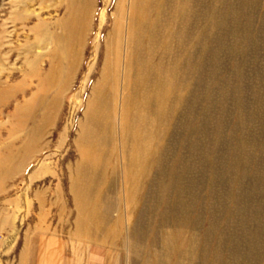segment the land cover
<instances>
[{
  "label": "rangeland",
  "instance_id": "obj_1",
  "mask_svg": "<svg viewBox=\"0 0 264 264\" xmlns=\"http://www.w3.org/2000/svg\"><path fill=\"white\" fill-rule=\"evenodd\" d=\"M91 1L90 24L81 40L77 64L58 96L61 100L55 105L54 91L46 92L42 102L50 109L45 113L42 138L24 161H17L15 168L14 159L23 157L21 141L39 125L42 110L32 111V119L19 124L13 136L2 131L0 150L14 143L10 151L3 150L12 157L0 161V252L5 254L0 253V264L13 261L22 244L33 245L39 239L51 244V238L64 249H78L83 255L81 260L85 261L90 253L96 264L154 263L156 250L149 240L152 235L138 245L132 236V225L139 208L136 204L152 182L155 167L146 169L144 186L137 189L136 196L133 189L126 188L128 196L132 194L125 202L118 144L113 148L102 187L109 189L106 198L113 207L109 212L111 223L102 233H96L90 223L84 222L80 232L76 227L77 211L70 192L72 171L79 161L75 140L101 68L112 14L125 0ZM237 1L227 0V9H223L226 20L217 22L212 32H207L205 18L200 34L208 36L200 43L192 73L174 81L175 99L184 98L186 102L177 107L166 134L163 131L159 149L167 148L169 152L167 183L176 179L171 201L174 203L178 197L175 192L181 188L190 214L185 229L174 225L160 228L159 253L166 233L177 237L165 264H264V0ZM66 7V0H0V88H19L0 108V123L6 129L15 123L12 116L16 107L30 106L34 110L31 104L42 94L40 77H44L53 60L55 45L35 40L30 29L43 24L41 33L57 34V23L65 18ZM219 9L223 11L221 4ZM193 24L196 30V22ZM27 42L34 43L30 51ZM29 60H35L31 69L27 66ZM197 66L201 67L198 78ZM65 67L64 64L63 71ZM29 70L36 73L28 76ZM56 83L54 89L59 86ZM182 156L186 160L183 163L178 161ZM176 171L180 174L174 178Z\"/></svg>",
  "mask_w": 264,
  "mask_h": 264
},
{
  "label": "bare ground",
  "instance_id": "obj_2",
  "mask_svg": "<svg viewBox=\"0 0 264 264\" xmlns=\"http://www.w3.org/2000/svg\"><path fill=\"white\" fill-rule=\"evenodd\" d=\"M91 2V0H66V16L60 23H57L60 29H58L57 34L50 36L45 32L41 33L39 28H43V24H38L35 28L30 29L35 35V40L38 39L41 43L52 41L55 50L52 51V64L49 65L47 73H44V77H40L39 93L42 94H38L34 98L31 104L34 110L27 104H24L27 107H16L12 116L15 123L9 129L0 123V137L2 131L7 132L6 134L11 137L17 132L16 129L19 124L29 121L32 111L42 110V112L40 111L39 125L34 128L29 136L24 135L26 137L22 140L23 142L21 141L20 152H22L23 157L19 160L14 159V168L17 167V161L25 160V157L28 156L26 154L34 146L39 145L42 138L40 132L45 127L43 122H45L46 110L49 108L42 102L46 92L54 91L51 93H53L52 102L55 105L58 104V100H61L59 99L61 96L59 98L58 96L65 90V81L70 77L69 75L77 64L80 44L83 42L81 40L86 35L90 24L89 14L91 12L89 13V11L91 9L89 6ZM220 4L222 10L225 9L227 0H125L122 5L116 7L112 14L111 29L104 38L98 78L86 101L83 122L79 125L75 140V146L79 150V161L76 162L72 171L70 192L77 211L76 227L78 232L82 230L85 222L93 224L96 233H102L106 224L111 221L110 217L112 216H109V212L113 207L110 200L106 198L109 189L103 190L102 187L106 181L104 174L109 170L108 162L114 153L113 148L115 144H118L122 161L121 170L125 176V192H123L125 202L132 194L130 193L128 196L129 192L126 188L133 189L136 196L140 190L137 189L144 186L146 169L152 165L155 167L152 182L146 185V192L140 196L141 198L139 197L140 201L135 203L139 208L136 213V223L132 225V227L134 226L132 236L138 245H143L146 237L152 235L149 240L156 250L153 264H165L170 258L168 251L172 244H175L177 237L174 238L170 234L164 233L165 240L161 244L159 253L157 240L160 228L174 225L179 229H185L189 225L190 213L185 204L186 201L182 199L184 192L180 190L181 188L175 192L178 197L175 198L174 203L171 201V192L175 188L176 179H173L171 184L167 183L168 162L166 160L169 157V152L167 148H159L164 140L163 131L166 134L168 124L177 112V107L186 102L184 98L175 99L177 91L174 81L179 77L186 78L188 74L192 73L193 60L195 55L197 56L199 53L200 43L203 39L206 40L208 36V33L205 34L206 36L200 34L204 27L202 24L203 21L205 22V18L207 32H212L217 22L226 20L224 10L220 12ZM201 20L202 23H200ZM193 22H196V30ZM33 45L34 43L27 42L26 48L30 51ZM32 61L35 62V60L27 62L30 69L34 65ZM64 64L66 67L63 71ZM196 70L198 78L201 67L197 66ZM32 73L36 72L31 70L27 72L28 76ZM55 82H59L56 89H54ZM17 89L19 90L17 86L5 91L4 88H0V108L6 100H9V97L16 94ZM3 97H7V99H3ZM185 139L187 138L185 137ZM0 143H3L1 139ZM13 143L3 146V149L0 150V161L5 160V157L9 155L11 156V154L7 155L6 152L10 151ZM3 150L6 151H4L5 154H3ZM183 159L182 156L178 161L181 162ZM173 174L176 178L180 172L176 171ZM179 198L180 200L177 201ZM160 208L161 212L158 213ZM178 209L182 210H180L181 213ZM115 216L117 219L119 218V214ZM259 233L261 232L259 231Z\"/></svg>",
  "mask_w": 264,
  "mask_h": 264
},
{
  "label": "crops",
  "instance_id": "obj_3",
  "mask_svg": "<svg viewBox=\"0 0 264 264\" xmlns=\"http://www.w3.org/2000/svg\"><path fill=\"white\" fill-rule=\"evenodd\" d=\"M36 111L40 112L41 110ZM51 242V244H47L45 240L39 239L33 245L24 243L14 256L13 261L9 259L7 264H96V259H91L90 253L87 254L84 261L81 260L83 255H80L78 249H64L62 244H58L54 238H51ZM0 253L5 255L3 252Z\"/></svg>",
  "mask_w": 264,
  "mask_h": 264
}]
</instances>
